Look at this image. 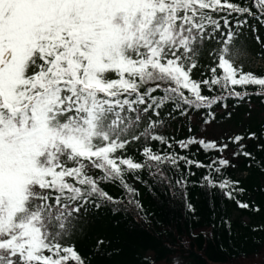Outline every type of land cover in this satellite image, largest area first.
Segmentation results:
<instances>
[{
  "label": "snow or ice",
  "instance_id": "1",
  "mask_svg": "<svg viewBox=\"0 0 264 264\" xmlns=\"http://www.w3.org/2000/svg\"><path fill=\"white\" fill-rule=\"evenodd\" d=\"M249 17L264 24V0H0V264H86L69 242L81 220L92 207L142 210L126 177L141 181L144 170L186 196L191 166L204 168L200 187L248 208L224 174L235 167L223 155L229 143L233 158L251 157L244 136L218 144L158 128L201 109L207 125L214 106L264 96V76L236 63ZM205 53L212 64L201 63ZM136 141L142 160L127 154ZM173 143L220 155L204 164L168 151ZM168 171L180 173L174 184Z\"/></svg>",
  "mask_w": 264,
  "mask_h": 264
},
{
  "label": "trees",
  "instance_id": "2",
  "mask_svg": "<svg viewBox=\"0 0 264 264\" xmlns=\"http://www.w3.org/2000/svg\"><path fill=\"white\" fill-rule=\"evenodd\" d=\"M238 2L243 4L244 0ZM248 2L251 6V0ZM248 24L250 27L243 30L236 44L254 57L264 60V24L260 18L252 17L248 18ZM207 47L218 45L209 43ZM201 63L212 64L207 53ZM251 72L264 76L260 70ZM194 78H201L200 71L194 70ZM248 87L255 93V86ZM205 94H208L206 89ZM227 105L226 109L220 105L214 106L212 111L215 119L207 125L225 122L236 129L231 136L212 139L218 144L228 143L229 138L235 135L244 136L241 143L245 145L244 151L252 154L251 157L240 155L233 158L232 153L238 149V145L229 143L223 155L235 167H228L224 174L240 182L239 187L244 192L237 199L248 203L249 207H238L235 201L226 199L218 189L200 187L198 182L206 174V169L195 165L191 166L195 174L188 176L186 196L184 191L158 182L146 170L140 173L142 182L129 175L126 179L139 190L138 199L143 208L138 211L128 205L125 211L122 205L119 212H114L112 205L90 208L81 220L80 230L69 241L75 244L78 253L86 259V264H157L168 262L174 257H179L182 264H231L253 259L257 260L255 264H264V96L253 94L238 103L228 99ZM167 111H171V105L164 109V112ZM205 112L201 109L199 112H190L188 116H181L178 112L173 113V118L164 116V127L158 128V132L175 137L176 140L195 136V127L191 132L185 127L192 117L205 125L204 120L208 118ZM229 112L230 117L227 115ZM178 125L181 129H178ZM250 133H255V137L250 139ZM142 146L143 141L133 142L127 154L142 160L138 152ZM153 147L166 149V146L156 143ZM167 150H175L204 164L220 155L215 150L205 153L199 144L182 151L173 143V148ZM181 169L184 170L183 163ZM167 174L172 177L173 184L180 176L174 171H168ZM102 186L114 197L123 195L118 186ZM186 203L193 205L194 213L188 211ZM99 240L104 243L97 246Z\"/></svg>",
  "mask_w": 264,
  "mask_h": 264
},
{
  "label": "rangeland",
  "instance_id": "3",
  "mask_svg": "<svg viewBox=\"0 0 264 264\" xmlns=\"http://www.w3.org/2000/svg\"><path fill=\"white\" fill-rule=\"evenodd\" d=\"M241 49V53L236 60V63L238 65H243V70L244 71H257L255 68L257 67V62L254 60V58L250 55H248V52L243 49ZM260 66V65H258ZM262 73L264 74V69H262ZM190 122L188 125H186L185 128L189 130V128L195 127V136L197 138L203 137L206 140H212V139H217V138H222V137H227L231 136L236 129L230 125L229 123L225 122H219L213 125H202L198 122V120L194 117L189 119ZM166 127H170L169 125H165ZM164 127V126H163ZM178 129H181L180 125L177 126ZM259 260V259H258ZM257 262L256 259L247 261V260H240L237 262H233L231 264H255ZM157 264H182V260L179 257H174L168 262H160Z\"/></svg>",
  "mask_w": 264,
  "mask_h": 264
}]
</instances>
